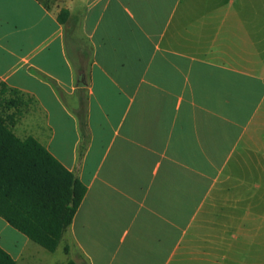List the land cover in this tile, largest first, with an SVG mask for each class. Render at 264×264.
Wrapping results in <instances>:
<instances>
[{"label":"crops","instance_id":"1","mask_svg":"<svg viewBox=\"0 0 264 264\" xmlns=\"http://www.w3.org/2000/svg\"><path fill=\"white\" fill-rule=\"evenodd\" d=\"M6 86L87 188L68 263L264 264V0H0L5 121ZM0 247L57 252L2 217Z\"/></svg>","mask_w":264,"mask_h":264},{"label":"trees","instance_id":"2","mask_svg":"<svg viewBox=\"0 0 264 264\" xmlns=\"http://www.w3.org/2000/svg\"><path fill=\"white\" fill-rule=\"evenodd\" d=\"M68 16L62 12L60 21ZM7 121L0 114V217L32 241L56 252L86 195L85 184L34 137L18 138L14 125L23 93L6 86ZM76 115L87 134L85 102ZM2 107V102H1ZM0 264H18L0 247Z\"/></svg>","mask_w":264,"mask_h":264},{"label":"rangeland","instance_id":"3","mask_svg":"<svg viewBox=\"0 0 264 264\" xmlns=\"http://www.w3.org/2000/svg\"><path fill=\"white\" fill-rule=\"evenodd\" d=\"M71 33V36H74L73 32ZM73 38L77 39L76 37ZM65 253L70 257V263H68L63 249L61 248L56 253H46L50 257L46 258L45 264H87L79 253H75V251H72L71 253L66 251Z\"/></svg>","mask_w":264,"mask_h":264},{"label":"water","instance_id":"4","mask_svg":"<svg viewBox=\"0 0 264 264\" xmlns=\"http://www.w3.org/2000/svg\"><path fill=\"white\" fill-rule=\"evenodd\" d=\"M82 80H83V78H82ZM82 80L79 81V86H84L85 85V82H83L84 80L83 81Z\"/></svg>","mask_w":264,"mask_h":264}]
</instances>
